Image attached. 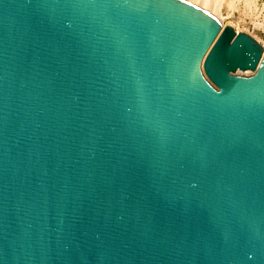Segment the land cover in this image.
<instances>
[{
  "label": "water",
  "instance_id": "obj_1",
  "mask_svg": "<svg viewBox=\"0 0 264 264\" xmlns=\"http://www.w3.org/2000/svg\"><path fill=\"white\" fill-rule=\"evenodd\" d=\"M0 264H264L262 44L187 0H0Z\"/></svg>",
  "mask_w": 264,
  "mask_h": 264
},
{
  "label": "rangeland",
  "instance_id": "obj_2",
  "mask_svg": "<svg viewBox=\"0 0 264 264\" xmlns=\"http://www.w3.org/2000/svg\"><path fill=\"white\" fill-rule=\"evenodd\" d=\"M199 3L216 13L225 25L264 43V0H199Z\"/></svg>",
  "mask_w": 264,
  "mask_h": 264
},
{
  "label": "bare ground",
  "instance_id": "obj_3",
  "mask_svg": "<svg viewBox=\"0 0 264 264\" xmlns=\"http://www.w3.org/2000/svg\"><path fill=\"white\" fill-rule=\"evenodd\" d=\"M187 1H189V2H191L193 4H195V5L203 8V9H205L206 11H208L209 13H211L212 15H214L219 20V22L222 23V28L225 26L223 20L216 13H214L209 8H207L206 5L205 6L204 5H201L199 3V0H187ZM219 2H220V0H219ZM255 24L258 25V22H255ZM262 46H263V53H264V43L262 44ZM252 73H253V71H250V70H245V71L237 70L235 72V74H238V75H242L243 74L244 76L251 75Z\"/></svg>",
  "mask_w": 264,
  "mask_h": 264
}]
</instances>
